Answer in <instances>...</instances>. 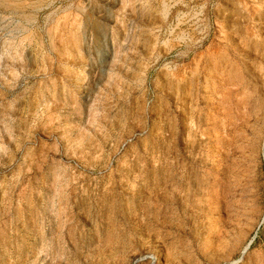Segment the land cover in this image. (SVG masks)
Masks as SVG:
<instances>
[{"label":"rangeland","instance_id":"obj_1","mask_svg":"<svg viewBox=\"0 0 264 264\" xmlns=\"http://www.w3.org/2000/svg\"><path fill=\"white\" fill-rule=\"evenodd\" d=\"M0 264H264V0H0Z\"/></svg>","mask_w":264,"mask_h":264}]
</instances>
